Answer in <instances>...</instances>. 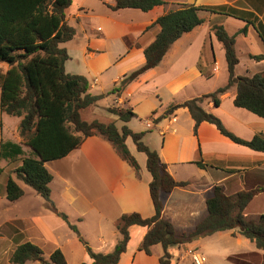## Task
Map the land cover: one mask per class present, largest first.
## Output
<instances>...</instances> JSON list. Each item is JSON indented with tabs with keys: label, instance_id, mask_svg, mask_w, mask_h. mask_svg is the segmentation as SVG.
Wrapping results in <instances>:
<instances>
[{
	"label": "crops",
	"instance_id": "crops-1",
	"mask_svg": "<svg viewBox=\"0 0 264 264\" xmlns=\"http://www.w3.org/2000/svg\"><path fill=\"white\" fill-rule=\"evenodd\" d=\"M164 1L169 3L167 7L156 6L145 12L135 8L113 10L112 0H72L66 10V22L76 34L74 39L63 43L70 56L65 70L84 76L91 94L106 95L101 100L113 96L114 106H106L107 109L132 108L136 117L126 124L132 131L144 132L143 139L149 134L158 138V142L153 143L157 148L152 149L158 152L176 181L188 182L186 187L175 188L162 197L163 218L174 225L177 234L191 231L206 218V201L216 186H222L229 196L261 189L244 211L246 218L254 220L264 214V152L233 142L208 122L201 123L194 133L195 122L189 111L178 105L211 94L228 82L225 50L211 32L214 26H222L229 36L235 37L239 59L235 67L237 77L264 73V58H253L264 56V42L255 25L201 11L199 16L203 23L175 41L158 66L127 84L120 94L109 93L123 77L145 64L144 51L156 38L154 23L176 4L227 5L252 13L255 24L264 28V0ZM68 63L72 64L69 70ZM0 70L5 72L8 67L4 69L0 65ZM236 93V86H231L218 97L217 107L211 99L201 106L238 138L245 141L255 136L264 138V118L236 107ZM98 103L93 108L97 109ZM6 115L0 114V153L3 143H12L21 146L23 155L16 161L0 158V264H12L13 253L26 243L41 249L46 261L59 250L67 264H91L85 246L69 224L77 227L94 253L108 254L120 239L117 223L122 215L154 216L149 189L152 176L147 170L146 154L137 150L131 137L126 139L130 153L140 166L137 173L110 142L91 136L67 156L45 164L53 176L49 184L51 200L57 211L67 216L69 223L66 222L31 187L16 178L14 171L21 165L22 158L32 156V150L22 143L19 135L21 118L5 120ZM108 119L116 121L119 128L124 125L111 113ZM199 162L204 166H199ZM10 175L24 190V195L15 202L6 197ZM147 231V227L130 228V240L118 264H158L164 253L160 245L153 246L150 255L139 250ZM217 234L241 235L237 230ZM200 241L177 246L176 256L170 253V247L172 263L192 264L186 251L200 250ZM240 244L243 251L238 254L239 259L246 264H264V250L247 238Z\"/></svg>",
	"mask_w": 264,
	"mask_h": 264
},
{
	"label": "trees",
	"instance_id": "trees-1",
	"mask_svg": "<svg viewBox=\"0 0 264 264\" xmlns=\"http://www.w3.org/2000/svg\"><path fill=\"white\" fill-rule=\"evenodd\" d=\"M112 1L114 5L110 7L113 10L135 8L147 12L156 6L169 5L164 0ZM71 2L72 0H0V63L8 65L7 71L0 72V114L21 118L19 135L22 143L32 150V156L22 158L21 165L14 171L16 178L31 187L54 212L68 222L67 216L59 213L51 200L49 184L53 176L45 164L67 156L79 148L86 138L100 136L110 142L121 158L138 173L140 166L126 145V139L131 137L137 150L147 156V170L152 176L149 189L155 214L151 218H143L138 213L122 215L117 223L120 239L113 252L108 254L94 253L77 227L69 224L85 246L92 259L91 264H118L126 251L130 228L133 226L148 228L139 250L150 255L153 246L160 245L163 248L164 253L158 264H176L172 263V256L168 251L172 246L192 243L201 237L230 230H237L254 242L258 249L264 250V214L254 220L244 215L245 209L261 189L229 196L222 186L214 187L212 195L206 201V218L191 231L179 235L174 225L163 218L162 197L175 188L186 187L188 182L176 181L158 152L143 142L145 133L134 132L126 125L136 117L132 108L107 109L109 113L117 116L118 121L124 123L121 128L116 125V121H87L82 118L84 110L95 106L106 95L91 94L89 82L84 76L69 74L65 70L70 56L61 44L71 41L76 34L75 29L66 22V10ZM201 11L227 15L251 23L255 25L264 42V28L255 24L256 19L252 13L227 5L203 7L176 4L154 23L153 27L157 29L156 38L144 51L145 64L123 77L109 94H120L127 84L158 66L175 41L203 23L199 16ZM211 32L225 50L228 82L215 92L188 100L178 107L189 111L195 122L194 133L201 123L208 122L233 142L264 152V138L255 136L251 141L238 138L224 127L219 118L206 112L201 106L202 102L211 99L217 107L218 97L235 85L237 93L234 105L264 118V73L252 77H237L235 67L239 59L235 50V37L229 36L222 26H214ZM253 58L261 60L264 56ZM22 155L20 145L3 143L1 146V159L16 161ZM197 164L204 166L200 162ZM23 195V188L10 175L6 184L7 199L15 202ZM229 260L235 264H246L239 257L232 256ZM27 261L67 264L61 251H54L50 255V261H46L41 249L31 243L19 246L10 258L12 264H25Z\"/></svg>",
	"mask_w": 264,
	"mask_h": 264
},
{
	"label": "rangeland",
	"instance_id": "rangeland-1",
	"mask_svg": "<svg viewBox=\"0 0 264 264\" xmlns=\"http://www.w3.org/2000/svg\"><path fill=\"white\" fill-rule=\"evenodd\" d=\"M61 47H65V44H63ZM0 65L6 69L8 67L5 63H0ZM72 65L71 63L67 64V70H69V66ZM0 72H3L0 70ZM114 97L111 96L108 98V100H101L98 103L97 109L91 107L82 112V118L87 121H93V120H101L103 122H109L108 119L109 113L105 111L106 106H114ZM107 110V108H106ZM5 120H12V121H18L19 119L12 116H5ZM153 132L155 129H152ZM151 130V131H152ZM150 133V131H149ZM155 133V132H154ZM149 137V139H148ZM151 137V138H150ZM147 139V140H146ZM151 140V141H149ZM156 140V141H155ZM161 140V139H160ZM143 142L149 146L151 149H155L157 147H154L153 143L158 142V138L155 135H147L145 139H143ZM159 144V143H158ZM35 156V155H33ZM31 191V190H30ZM254 209V207H252ZM243 238L241 235L237 236H230L227 234H213L209 236H204L199 238L200 244L199 249L203 252V254L206 256V262L204 264H235L233 261L229 260V257H238V254L243 251V248H241L240 241ZM178 252L177 246H172L170 248V253L173 256H176L175 253Z\"/></svg>",
	"mask_w": 264,
	"mask_h": 264
},
{
	"label": "built area",
	"instance_id": "built-area-1",
	"mask_svg": "<svg viewBox=\"0 0 264 264\" xmlns=\"http://www.w3.org/2000/svg\"><path fill=\"white\" fill-rule=\"evenodd\" d=\"M186 255L191 259L192 264H204L206 262V256L198 249H189L186 251Z\"/></svg>",
	"mask_w": 264,
	"mask_h": 264
}]
</instances>
